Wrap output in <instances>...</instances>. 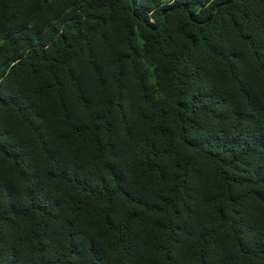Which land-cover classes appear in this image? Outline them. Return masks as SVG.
I'll return each instance as SVG.
<instances>
[{
	"label": "trees",
	"instance_id": "16d2710c",
	"mask_svg": "<svg viewBox=\"0 0 264 264\" xmlns=\"http://www.w3.org/2000/svg\"><path fill=\"white\" fill-rule=\"evenodd\" d=\"M0 264H264V0H0Z\"/></svg>",
	"mask_w": 264,
	"mask_h": 264
}]
</instances>
